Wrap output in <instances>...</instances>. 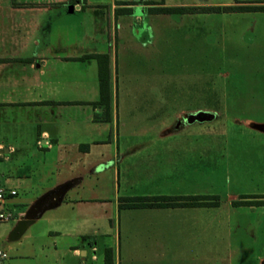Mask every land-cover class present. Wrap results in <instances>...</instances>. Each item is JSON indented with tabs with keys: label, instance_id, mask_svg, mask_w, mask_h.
Returning a JSON list of instances; mask_svg holds the SVG:
<instances>
[{
	"label": "crops",
	"instance_id": "1",
	"mask_svg": "<svg viewBox=\"0 0 264 264\" xmlns=\"http://www.w3.org/2000/svg\"><path fill=\"white\" fill-rule=\"evenodd\" d=\"M147 2L159 0H85L83 5L69 0H0V187L15 190V183L28 189L35 165L26 157L35 148L47 150L42 169L48 167L45 154L54 146L67 150L69 164L75 162L68 176L39 195L75 180L60 203L43 210L13 240H19L15 247L9 245L16 251L14 264H18L16 260L19 264H215V211L219 205L210 199V192L184 188L186 148L178 137L183 125H169L161 108L168 105L165 96L124 98L126 120L120 118L114 86L117 49L138 42L140 37L147 39L153 18L167 15L151 13L150 7L264 5V0L210 5ZM75 12L89 14L94 29L89 32L83 20L77 32V25L65 19L55 24L56 16ZM98 19L107 21L106 46L95 34L103 32ZM97 54L101 57L92 56ZM101 68L108 83V98L102 103ZM121 121L126 125L122 144ZM245 122L248 127L264 124L250 118ZM104 130L112 147L106 158L100 154L91 162L88 156L106 139ZM22 155L25 159H18ZM87 172H97L99 177L106 174L114 188L113 199L70 193ZM137 196L169 197L154 202L174 204L128 206L127 201H119V197ZM192 196L200 197L196 204H188L193 202L187 199ZM251 196L245 200H264V194ZM38 197L19 202L29 203L25 209L15 205L19 217L14 218L5 241ZM261 203L239 205L264 210ZM241 228L244 230L243 225ZM263 259L264 255H259V264Z\"/></svg>",
	"mask_w": 264,
	"mask_h": 264
},
{
	"label": "rangeland",
	"instance_id": "2",
	"mask_svg": "<svg viewBox=\"0 0 264 264\" xmlns=\"http://www.w3.org/2000/svg\"><path fill=\"white\" fill-rule=\"evenodd\" d=\"M237 1L244 0H167L170 5ZM64 19L77 25L76 32L82 20L89 32L94 29L89 14L75 12L56 16L55 24ZM97 24L103 32L95 34L106 46L107 21L98 19ZM148 30L147 39L140 37L138 42L131 41L128 47L120 45L117 49L114 86L120 118L126 120L124 98L151 100L165 96L168 99V105L161 108L166 111L169 125H183L178 137L186 148L184 188L210 192V199H215L219 205L215 211V264H259V255H264V210H252L239 204L255 201L245 200L252 198L251 195L264 194V133L248 127L245 122L250 118L264 123V11L198 12L187 17L160 15L153 18ZM158 84L164 88L161 96ZM198 111L213 113L214 117L209 122H187V116ZM121 123L120 144L126 139V125ZM103 134L106 139L88 156L90 161L96 162L100 154L106 158L112 147L108 143V132L104 130ZM45 152L44 148H35L27 155L26 159L29 157L35 165L30 185L25 190L14 183L17 194L5 200L4 209L14 218L19 217L15 211L17 203L35 199L68 176L70 166L75 165L74 161L71 164L67 161L65 148L54 146L45 154L49 158L48 167L42 169ZM18 159L25 158L22 155ZM15 164L14 160L10 165L14 168ZM96 173H84L82 181L70 193L78 191L113 199L111 181L105 173H100L101 177ZM19 205L25 209L29 203ZM12 224L13 220L0 222V241L3 240V248L8 253V258L2 262L8 264H14L16 259V251L9 249V245L15 247L19 241L4 240Z\"/></svg>",
	"mask_w": 264,
	"mask_h": 264
},
{
	"label": "trees",
	"instance_id": "3",
	"mask_svg": "<svg viewBox=\"0 0 264 264\" xmlns=\"http://www.w3.org/2000/svg\"><path fill=\"white\" fill-rule=\"evenodd\" d=\"M70 2L77 1L84 4L85 0H69ZM148 4H162V0H159V2H147ZM219 11H264V5H239V6H225V7H219L216 5L212 6H158V7H150L149 12L151 13H195V12H219ZM95 57H101L99 54L92 55ZM103 56V55H102ZM99 78H100V102H106L108 98V83H107V74L103 70V68L100 69L99 72ZM252 197V196H251ZM261 197V196H260ZM264 197V196H262ZM169 197H150V196H142V197H119V201H127L128 206H155V205H167V204H174V203H159L154 202L158 200H170ZM187 199L193 200V202H190L188 204H196V200L200 199V197L192 196L188 197ZM247 205L251 204H262L261 201H246Z\"/></svg>",
	"mask_w": 264,
	"mask_h": 264
},
{
	"label": "water",
	"instance_id": "4",
	"mask_svg": "<svg viewBox=\"0 0 264 264\" xmlns=\"http://www.w3.org/2000/svg\"><path fill=\"white\" fill-rule=\"evenodd\" d=\"M71 7V5H70ZM214 114L210 112L198 111L195 114L187 116V122L205 121L213 119ZM251 127L264 132V124L252 123ZM75 184V180L64 182L46 193L39 196L26 210L25 214L20 218L8 235V241L19 238L29 223H31L45 209L54 207L60 203L64 193ZM264 264V259L261 261Z\"/></svg>",
	"mask_w": 264,
	"mask_h": 264
},
{
	"label": "built area",
	"instance_id": "5",
	"mask_svg": "<svg viewBox=\"0 0 264 264\" xmlns=\"http://www.w3.org/2000/svg\"><path fill=\"white\" fill-rule=\"evenodd\" d=\"M15 190L7 189L4 187H0V222H7L10 220H14V215L4 209V203L8 196L15 195ZM8 258V253L4 248L0 245V263Z\"/></svg>",
	"mask_w": 264,
	"mask_h": 264
}]
</instances>
